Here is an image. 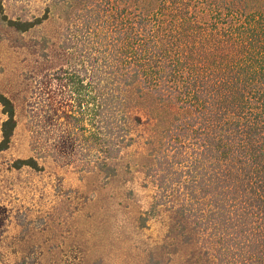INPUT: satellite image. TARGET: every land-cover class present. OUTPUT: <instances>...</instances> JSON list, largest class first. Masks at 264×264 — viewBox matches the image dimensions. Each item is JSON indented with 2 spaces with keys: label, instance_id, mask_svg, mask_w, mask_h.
<instances>
[{
  "label": "trees",
  "instance_id": "1",
  "mask_svg": "<svg viewBox=\"0 0 264 264\" xmlns=\"http://www.w3.org/2000/svg\"><path fill=\"white\" fill-rule=\"evenodd\" d=\"M116 1L118 20L114 10H103L112 21L102 25L112 35L98 36L96 46L90 33L101 13L94 18L93 10H77L86 13L89 39L81 46L84 52L73 40L64 44L68 67L53 74L59 80L71 77L67 84L80 105L82 95L87 99L88 141L91 150L100 151L92 156L101 160L98 169L109 178L117 176L120 160L136 143L135 131L153 123L132 113L130 98L135 94L150 101V107L154 104L171 119L157 145L151 142L153 135L147 140L150 147L158 146V162L147 168L148 177L159 176L166 184L162 173L177 172L180 184L188 173L197 187L187 191L215 201L211 219L217 221L220 247L194 264H264V0H192L198 7L192 12L182 9L187 0ZM63 11L67 19L75 12ZM52 12L13 20L0 1V25L24 36L49 22ZM73 60L79 61L77 66ZM0 106L6 117L0 131L2 153L11 148L18 119L14 101L1 93ZM12 167L43 171L34 157ZM162 192L139 218L141 228L169 199L167 190ZM193 213L180 211L178 231L186 243L192 239L187 223Z\"/></svg>",
  "mask_w": 264,
  "mask_h": 264
},
{
  "label": "rangeland",
  "instance_id": "2",
  "mask_svg": "<svg viewBox=\"0 0 264 264\" xmlns=\"http://www.w3.org/2000/svg\"><path fill=\"white\" fill-rule=\"evenodd\" d=\"M0 1L13 20L27 21L47 9L53 11L49 22L24 36L0 25V93L14 101L18 119L11 148L0 153V264H153L152 258L154 264H194L205 252L214 253L220 247L214 230L217 221L211 219L215 201L199 191L188 192L197 187L188 173L180 184L177 172L162 173L166 184L159 176L154 184L147 175V168L158 162V146L150 147L147 140L153 135L151 142L157 145L171 117L134 94L132 113L153 123L135 131V145L120 160L117 176L109 178L98 169L101 160L92 158L100 151L91 150L88 141L87 99L82 95L79 104V96L67 84L71 77L53 76L68 67L62 46L73 40L84 52L81 46L89 39L86 13L77 10H93L94 18L101 13L90 33L96 46L98 36L112 35L102 25L112 21L103 10H114L118 20L119 3L87 0L84 7L85 0ZM187 1L183 10H198ZM63 10H74L72 19ZM5 120L0 106V131ZM30 157L39 160L43 171L13 169L14 162ZM166 190L169 199L141 228L139 218ZM183 208L194 211L187 223L190 243L178 231Z\"/></svg>",
  "mask_w": 264,
  "mask_h": 264
}]
</instances>
